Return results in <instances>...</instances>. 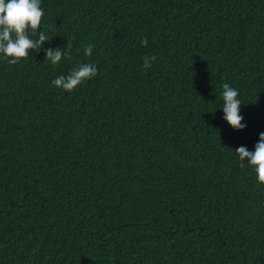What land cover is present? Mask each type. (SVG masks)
Here are the masks:
<instances>
[{
  "label": "trees",
  "instance_id": "16d2710c",
  "mask_svg": "<svg viewBox=\"0 0 264 264\" xmlns=\"http://www.w3.org/2000/svg\"><path fill=\"white\" fill-rule=\"evenodd\" d=\"M41 7L51 39L0 54V264H264V184L235 152L264 132V0ZM82 63L98 74L51 84Z\"/></svg>",
  "mask_w": 264,
  "mask_h": 264
},
{
  "label": "clouds",
  "instance_id": "9594fccd",
  "mask_svg": "<svg viewBox=\"0 0 264 264\" xmlns=\"http://www.w3.org/2000/svg\"><path fill=\"white\" fill-rule=\"evenodd\" d=\"M44 10L41 7V0H0V54L8 59L10 65H15L22 58L29 56V49L39 51L40 47L51 36L44 31H39L38 39L32 36L37 34L41 26ZM31 33V35L29 34ZM148 40L146 37L141 39V45L147 47ZM94 45L88 44L84 48V55L91 56ZM72 44L70 41L63 48L45 49V60L51 64H58L62 58L72 59ZM157 59L155 55L144 56L142 68L147 70L152 67L153 62ZM98 74L96 65L91 63H82L73 68L68 75H59L51 84L57 88L71 92L82 82L93 78ZM223 100V119L236 130L246 127L242 123L244 119L240 115L241 101L237 98L238 91L228 83L222 85ZM254 151H249L245 146L235 149L236 154L241 161V167H244V161L254 168L257 182L264 184V132L259 134V141L254 146Z\"/></svg>",
  "mask_w": 264,
  "mask_h": 264
}]
</instances>
